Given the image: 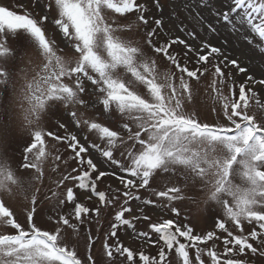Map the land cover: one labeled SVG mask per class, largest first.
I'll list each match as a JSON object with an SVG mask.
<instances>
[{
	"label": "snow or ice",
	"instance_id": "snow-or-ice-1",
	"mask_svg": "<svg viewBox=\"0 0 264 264\" xmlns=\"http://www.w3.org/2000/svg\"><path fill=\"white\" fill-rule=\"evenodd\" d=\"M259 64L264 0L0 3V228L14 230L0 232V264H264ZM53 111L64 135L45 130ZM6 199L22 201L25 224ZM209 206L214 228L197 234L189 212ZM44 213L54 230L35 222Z\"/></svg>",
	"mask_w": 264,
	"mask_h": 264
},
{
	"label": "rangeland",
	"instance_id": "rangeland-1",
	"mask_svg": "<svg viewBox=\"0 0 264 264\" xmlns=\"http://www.w3.org/2000/svg\"><path fill=\"white\" fill-rule=\"evenodd\" d=\"M15 2L16 0H0V3H3L7 6H12ZM11 43L12 41H10V44ZM67 54L70 55L71 53H67ZM32 55L34 56V59H38L35 57L34 53H32ZM235 55L236 54H234V56ZM156 58H157V61H158V64L161 70H165L168 67V62L165 60L163 55H158ZM242 59H244V57H242ZM253 63H259V62L253 61ZM194 66H195L194 64L190 65V67H194ZM242 66H245V65H242ZM261 71H264V64H259V67L256 69L254 74L257 76V78H260ZM241 76L246 78L245 74H241ZM210 80H211V75L206 74L204 77H202V85L204 86L208 85L210 83ZM225 94H228L227 88H225ZM236 98H238V86L236 87ZM261 102L264 103V96L261 97ZM196 104H197V108L199 112L202 115V118L204 119V122H207V123L217 122L218 117L216 113L212 111V109L213 107H216L217 111H219V105L218 104L214 105L213 100L211 99V94L209 91L206 90L205 87H201L200 94H199V97L197 98ZM250 104L252 105V107L249 109V114H255L258 122H264V119H262L264 118V109H259L255 107L254 101H250ZM59 115H60L59 113H56L55 111H53L49 114L48 117L45 118L44 127L46 131H51L55 133L56 135H64V131L62 129H59L57 125V119L59 118ZM61 122L67 123L68 122L67 118L65 117L64 119L61 120ZM219 122L225 123V121L222 118L219 119ZM69 130H72L71 125H69ZM23 139H28V137L25 136L23 137ZM46 141L48 142L49 145L54 144L56 146V148L52 149L54 154H56V150L59 149L60 154H62L64 159H67L69 156L72 155L71 150L67 149V146L63 142L55 141L52 139V137H46ZM8 159L11 162V167L16 170L17 176L25 177L28 175V173L19 170L21 156L19 155L18 149L9 151ZM72 167H76V164L74 161L69 160L68 165H67L68 171H70ZM62 170H63V167H62ZM48 175L52 176L53 179H55L56 177V174H53L51 172H48ZM110 182L113 184V186L118 185V182L115 181L114 178ZM68 186H72L71 183H69ZM99 187L102 190L106 189L107 184L106 183L100 184ZM141 194L143 195L145 193H141ZM6 203H8V205L13 208L14 213L17 215L18 222L22 223V225L25 224L26 216L22 212L23 210L22 201L17 199V201L13 202L11 200L6 199ZM185 207L191 208L190 205H182L181 206L182 216H183ZM194 211L195 209H192V211L189 212V215L192 217L190 223L194 227L195 232L197 234H203V233H206L207 231L213 230L214 228L213 221L210 219V217L213 215V206H209L207 213L192 215V212ZM162 218H174V217H171L169 214H162ZM153 219H156V215H153ZM35 222L37 223L39 227H41L44 230H50V229L54 230V224L52 221L48 219V213H44L41 216L36 217ZM182 222H186V221H182ZM95 227L96 225L93 224L92 225L93 235H96ZM138 228L144 229L146 228V224L138 225ZM104 230H107L106 224L104 225ZM0 232L5 233V234H13L14 230L10 226H6V227L0 228ZM81 235H83V233ZM100 236L102 239L103 232L100 233ZM96 247H99V244H97ZM94 251H95V248H94ZM153 254H155V249H153Z\"/></svg>",
	"mask_w": 264,
	"mask_h": 264
}]
</instances>
